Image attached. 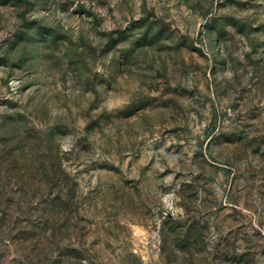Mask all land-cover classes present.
<instances>
[{
	"label": "rangeland",
	"instance_id": "1",
	"mask_svg": "<svg viewBox=\"0 0 264 264\" xmlns=\"http://www.w3.org/2000/svg\"><path fill=\"white\" fill-rule=\"evenodd\" d=\"M0 264H264V0H0Z\"/></svg>",
	"mask_w": 264,
	"mask_h": 264
}]
</instances>
